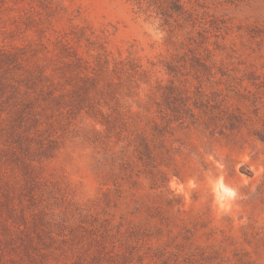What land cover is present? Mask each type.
<instances>
[{
  "label": "rangeland",
  "instance_id": "1",
  "mask_svg": "<svg viewBox=\"0 0 264 264\" xmlns=\"http://www.w3.org/2000/svg\"><path fill=\"white\" fill-rule=\"evenodd\" d=\"M139 1L0 0V264H206L218 245L264 264L262 143L179 130L147 172L98 115L141 101L159 121L173 84L264 102V0H181L196 26L174 33Z\"/></svg>",
  "mask_w": 264,
  "mask_h": 264
},
{
  "label": "trees",
  "instance_id": "2",
  "mask_svg": "<svg viewBox=\"0 0 264 264\" xmlns=\"http://www.w3.org/2000/svg\"><path fill=\"white\" fill-rule=\"evenodd\" d=\"M141 1L147 2L149 8L157 9V15H160L165 24L172 28V33L176 29H183L188 23H192L193 28L196 26L193 22V13L184 6L181 0H140L139 2ZM200 57L203 58L201 55ZM195 59L200 64V61ZM174 63L175 61H170L166 66L170 74L179 78V74L183 76V73ZM199 66L204 69L209 81L217 74L214 73L216 63L211 55L207 56ZM130 70L133 69L117 66L113 69L116 76L120 71L132 77ZM219 73L223 77H229L221 70ZM232 79L236 78L232 77ZM257 79L254 74L248 77L253 86L259 89L261 85L253 83ZM220 81L215 84L221 83ZM167 90L169 91L167 95L170 104L169 111L164 113V116H159V121L152 116L141 101L137 103L138 108H145V111L132 113L129 110H121L119 103L117 107L110 106L109 113L99 110L98 115L102 117L101 123L106 126L107 131H110L111 125L119 127V135L123 136L128 148H133L132 158H136L137 162L131 157L121 158L122 167L140 164L147 172H150L151 170L156 171L161 166L159 160L163 158L176 161L173 148L168 145V136L174 135L176 131L192 129V127L203 129L212 137L216 131L220 135H227V131L233 135L247 133L264 145V102L261 101L262 97H258L251 90H237L235 96L229 95L232 92L230 88L227 89L229 93L217 89L207 93L200 88L193 95L188 89L175 84ZM263 186L264 177L259 187ZM215 234L216 232L211 229L210 236ZM226 252L225 246L218 245V248L215 246L205 248L200 255L206 264H230L231 259L229 260V257L225 255ZM161 254L166 256L164 251H161Z\"/></svg>",
  "mask_w": 264,
  "mask_h": 264
}]
</instances>
